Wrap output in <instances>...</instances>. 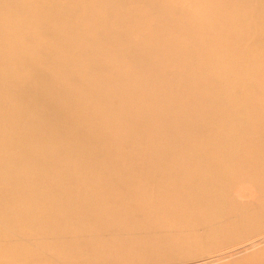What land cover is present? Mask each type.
<instances>
[{"label":"bare ground","instance_id":"1","mask_svg":"<svg viewBox=\"0 0 264 264\" xmlns=\"http://www.w3.org/2000/svg\"><path fill=\"white\" fill-rule=\"evenodd\" d=\"M23 1L0 7V264L126 263L119 237L156 229L171 250L230 247L190 264H264V95L233 90L262 92L249 80L264 86V4L93 0L113 20L90 24L76 16L86 0ZM219 10L213 34L193 32ZM172 51L205 63L150 65Z\"/></svg>","mask_w":264,"mask_h":264},{"label":"rangeland","instance_id":"2","mask_svg":"<svg viewBox=\"0 0 264 264\" xmlns=\"http://www.w3.org/2000/svg\"><path fill=\"white\" fill-rule=\"evenodd\" d=\"M11 0H0V7H4L6 5H8V3H10ZM15 1V0H14ZM22 1L23 5L26 4L24 3L23 0H20ZM93 0H86L83 2H79L78 4H82V9L84 11H79L77 12V17H82L86 22L92 24V22L94 23H105V24H109V21H112L113 19H108L107 17H102V18H106V20H103L101 18H99V16L101 14V10H104V9H101L99 7H95L94 6V3L92 2ZM130 1V0H128ZM154 3H155V6L161 10V9H165L164 8V5L165 4V0H152ZM169 1V0H168ZM235 1V0H233ZM58 4L61 2V3H64L63 0H57ZM246 4H249L251 5V7H255L256 5H262L264 4V0H246L245 1ZM243 3H239L238 4V7H240ZM79 5V6H80ZM103 6V5H101ZM36 7L33 5L32 7H28V10L30 11H35ZM140 11H142L144 14H149L147 10L141 8L139 9ZM98 11V16H95V14L93 13ZM204 13L202 10L199 11V12H195L193 14L194 18L197 19V20H204ZM227 13L225 12H222V10H219L218 13H215L214 16H212V19L207 21L205 23V25H203L200 29L198 30H194L193 32L194 33H198V34H210V33H214V26H215V22L218 18V16L222 17V15H226ZM229 15V14H228ZM224 17V16H223ZM226 17V16H225ZM229 17V18H228ZM228 20L231 19V20H236L235 17H232V16H228ZM237 18V17H236ZM237 21H231V23H235ZM230 23V22H228ZM225 24H226V20H225ZM248 24V22L246 23ZM255 25V26H253ZM261 25L259 24H255V23H252V31H254V33L256 32H261ZM264 29V27H263ZM125 31L127 32H130V31H133V27H129L127 28ZM79 32H84L83 29H79ZM247 36V35H246ZM226 38H223L219 41H224ZM239 39V37H232L230 39H228L227 41L229 42H236L237 40ZM90 40L91 41H98V37L96 36H92L90 35ZM173 40L175 42V39L173 37ZM57 41H68L65 39V37L63 36V34H60L57 36ZM72 42H75L74 41H68L69 44H72ZM179 42L180 44L179 45H182V47L185 48L186 46V43H183V41H181V39H179ZM254 45H255V42H253ZM209 44L210 43H203L204 45V49H207L209 47ZM203 45H195V48H203ZM245 48L248 49V45L247 43H245ZM127 48V45L124 44L122 46H111L109 49V51L115 53L116 50L118 49H126ZM245 53H246V50L244 49ZM94 53L97 54V51L94 50ZM242 54L239 55H232L231 54V57H229L227 60L230 61L232 59V61H234V63H240L242 61V58H240L239 56L242 57L243 55V50L241 52ZM138 55L135 54V57H137ZM245 56V55H243ZM189 54H177L176 51H172V52H169V53H166V54H163L160 58H157L155 60H150V65H154V64H158V65H161V66H173V65H179L181 64L182 66L188 64L190 65V67H194V66H197L199 64H203L205 63V60L202 59V57L200 58H197L196 61L191 64L189 62ZM258 59H260L259 56H256ZM0 58H1V55H0ZM77 58V57H75ZM261 60V59H260ZM132 61V57L131 56H127V57H121L119 59V62L120 63H123V64H129L131 63ZM250 61L252 64H254V70L258 73L259 70H263L262 67H258L257 66V60H254L252 57L250 58ZM261 62V61H260ZM84 63H81V62H78L75 63V66L78 68V69H75V71L77 72H80L81 70L84 69V67L86 65H83ZM240 65H242L243 67H245L246 69V72L248 73V65L247 63H241ZM1 73V72H0ZM122 73H124L126 76H130L131 75V72L130 70H124ZM1 75V74H0ZM255 76V75H254ZM240 81V79L238 80ZM251 82H255L259 85V87L262 89V92L261 94H257V95H253L250 92V89H244L243 87H241L242 85L240 84V87L238 88H233V90L235 91H238V92H243L244 95H239V96H244L246 99H248L249 103L250 102H253V104L255 103H259L260 101H262V96L264 95V86H263V83L261 81V78L258 77V79H252V80H249ZM264 82V80H263ZM219 85H221L222 87H225L224 85H227L225 83H220L218 82ZM119 104H121V101L118 102ZM244 106L240 105L238 107V112H243L244 111ZM130 109V108H129ZM141 111L146 114V115H149L152 113L151 110H146L145 108H142ZM83 116L85 114H82ZM241 120V119H240ZM247 120V119H245ZM245 120H241L242 122H246ZM241 121H239L238 123H241ZM252 122H258L257 119H252ZM259 124V123H258ZM109 142H111L109 140ZM68 156V155H66ZM2 195V193L0 192V196ZM1 227V225H0ZM4 230V229H3ZM155 230H141V231H129L128 233L122 235L119 237L120 239V242L122 243H125L127 244V249L128 251L124 254L122 253H118L116 255H113V257L117 258V259H122V260H129L128 262H114L112 264H190L192 262H196V261H201L203 259H209L210 257H214V256H217L218 254L220 253H223L225 252L226 250H228L230 247H226V246H222V247H217V248H212V249H207V248H203V249H197V248H192L190 247L189 249L188 248H185V247H174L172 250H171V245L172 243H177L175 241H177L176 238H174L172 236V233L171 231L169 230H166V231H163V232H160L158 229H156L157 232H153ZM135 232V233H134ZM150 232L153 234H155V236L153 234H150ZM130 246V247H129ZM28 248H30L32 251H36V252H40V248L34 246V245H29V246H26ZM174 250V251H173ZM189 250V252H188ZM151 251V254H144V253H149ZM154 252V253H153ZM170 253H173L174 255L170 254ZM142 255H144L143 257H148V256H152V258L148 261H140V259L142 258ZM43 256L48 259L49 261H51L52 264H65V263H60L58 262L56 259L54 260V258L49 255V254H43ZM141 256V257H140ZM140 257V259H136ZM155 257V258H154ZM132 260V261H131ZM228 261V258H224V259H220L219 261H214L212 263H208V264H222L224 262H227ZM133 262H136V263H133ZM109 264V263H108Z\"/></svg>","mask_w":264,"mask_h":264}]
</instances>
